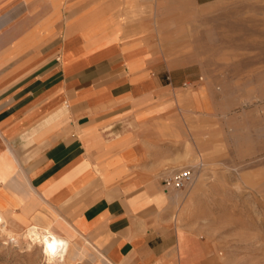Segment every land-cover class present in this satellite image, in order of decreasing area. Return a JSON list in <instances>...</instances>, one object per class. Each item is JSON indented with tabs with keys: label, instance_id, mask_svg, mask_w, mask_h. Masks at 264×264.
<instances>
[{
	"label": "crops",
	"instance_id": "1",
	"mask_svg": "<svg viewBox=\"0 0 264 264\" xmlns=\"http://www.w3.org/2000/svg\"><path fill=\"white\" fill-rule=\"evenodd\" d=\"M117 16L111 0H0V213L64 237L77 264H204L160 184L204 112Z\"/></svg>",
	"mask_w": 264,
	"mask_h": 264
},
{
	"label": "rangeland",
	"instance_id": "2",
	"mask_svg": "<svg viewBox=\"0 0 264 264\" xmlns=\"http://www.w3.org/2000/svg\"><path fill=\"white\" fill-rule=\"evenodd\" d=\"M111 1L186 84L178 101L204 112L189 114L185 158L162 170H192L173 190L175 223L204 241V264H264V0ZM27 226L4 216L0 264H62L27 246ZM82 255L70 245L64 264Z\"/></svg>",
	"mask_w": 264,
	"mask_h": 264
},
{
	"label": "bare ground",
	"instance_id": "3",
	"mask_svg": "<svg viewBox=\"0 0 264 264\" xmlns=\"http://www.w3.org/2000/svg\"><path fill=\"white\" fill-rule=\"evenodd\" d=\"M3 221V217L0 213V224H2ZM21 236L25 240L27 246L31 247L32 244H37L42 247L47 260L51 262H60L64 264L66 259L69 258L68 253L70 244L64 237L55 235L37 226L25 228Z\"/></svg>",
	"mask_w": 264,
	"mask_h": 264
},
{
	"label": "built area",
	"instance_id": "4",
	"mask_svg": "<svg viewBox=\"0 0 264 264\" xmlns=\"http://www.w3.org/2000/svg\"><path fill=\"white\" fill-rule=\"evenodd\" d=\"M186 85L185 83L182 84ZM192 176L190 167H181L168 170L160 177V184L166 190H181L183 189Z\"/></svg>",
	"mask_w": 264,
	"mask_h": 264
}]
</instances>
